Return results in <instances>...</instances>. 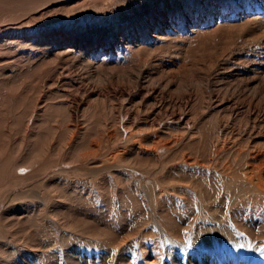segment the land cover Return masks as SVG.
<instances>
[{"label":"rangeland","instance_id":"obj_1","mask_svg":"<svg viewBox=\"0 0 264 264\" xmlns=\"http://www.w3.org/2000/svg\"><path fill=\"white\" fill-rule=\"evenodd\" d=\"M98 1L100 2L98 5L94 7L90 6L88 10L85 7H83L81 8V11H83L81 12V14H79L78 12L72 14L71 16L66 17L64 19L65 22L60 24L61 29L62 30L64 29V32H66V34L68 33L67 34L68 37H71L73 33H74L73 35H76L77 33L79 34V35L77 34L76 36L80 37L79 40L83 42L81 44L82 48L83 47L85 48V46L86 47L89 46L87 49L90 51L96 48L93 51V59L92 57L90 58L93 61L97 59L96 62L95 61L91 62L92 60L90 59H81V58L79 59L77 58V60H74L73 62L67 61L68 63H66V65H62L64 64L62 62L61 66H58L60 69L56 68L55 70L58 71L59 74L51 73L53 75L50 74L51 76L49 75V77H47V80L37 77V74H35L32 71L31 72L25 71L27 68H29L30 66L32 67L35 63H37V61L35 60V55L33 56V54L38 53V50L36 51V49L32 48V47L36 48V46H34L36 43H33L32 45L31 43L34 38L35 41H37L39 38V37H31L30 38L31 40L29 39L26 41L27 39L26 37L34 36L36 34L37 36H40V38L41 37L44 38V35L46 34L44 32L50 30V27H48L46 31H42L41 33H37V31L36 32L32 31L29 33L25 28L24 29L18 28L11 31V33L9 32V34L13 36L14 39L16 40L19 38L20 40L22 39L20 42L21 44L19 43L21 46L19 44L16 45L13 44L14 46L12 45L9 48L7 47L9 51L7 50V48H3L1 50V52H4L6 54L9 53L8 58L9 56L10 58L6 63L8 64L7 65L8 69L14 68V71L17 73V74L15 72L7 73V71H5L4 74L3 72L0 73V77H1L0 102L2 103V104L0 103V116H1L0 117V157H2L1 159H4L5 157L6 158L11 157L10 161H12L11 162L12 166L18 168L19 166L24 164V162L27 161L28 159L34 157H40V156L52 157L56 159L60 157L58 160L64 162H66L67 159H68L67 162L75 161L76 156L85 149L90 139L92 138L91 140H93L94 138L97 137L98 135L97 131L98 133L102 131V127H103L102 125L104 121H107L109 123L113 115L114 114L117 115V113L115 112H118L119 110H121V112L123 111L121 108L123 103L122 100H118V93L117 91L114 92L115 87L112 86L111 88L109 84V82L112 81L113 82L119 81L123 83L122 84L123 86L124 84H126L125 86H130L134 93V94L131 93L130 97H134L136 101H138L137 100L138 96L136 95L137 93L139 95L140 93L141 95H147L151 93L150 89L154 88L155 92L152 93L153 94L152 97L154 98L155 101L149 105L153 106L155 109L159 108L156 113V117H161L162 114V118H167V119L169 118L168 123L173 124L172 122H170V117L168 116V114L163 113V109H164L163 106L165 105L164 102L168 103L167 101H169L168 99H170V97L178 98L177 96H180L185 93V89L183 87L182 88L176 87L179 84L184 83V79L181 75L178 76L179 78L178 77L176 78L177 80L169 79L172 80L171 81L172 84H169V86L172 85L169 87V90L170 91L175 90L176 93L174 94V92H169V90L163 87V84L165 85L168 82L166 83L165 81L166 79L162 80L161 78L169 72V69L163 68L164 66L161 65V62L162 59L163 61H169L172 59V57L175 58L178 56L176 55V53L178 52L177 49L179 46L175 47V45H178V43L177 44H175L176 42L173 43L174 46L169 45L171 46L170 48H168L169 46H165V45L161 46L157 44L155 45V47L157 46V48H155L154 46H150V48L153 47V49L152 48L148 49L146 47L145 49L149 50L150 52L148 56L150 54L152 56L157 55L158 58L154 56L151 58L150 55L149 56L150 58L147 56L144 59L142 58L141 60L138 58L134 60L136 58L135 51H137L138 48L132 46L131 47L132 49L130 48L129 52L131 54L134 52L132 54L133 56H131L129 53L127 54L128 56L126 57L131 58V61L133 62L134 65L127 63L129 64L127 65L128 66L127 67L124 66L126 65L125 59L127 61L129 58L128 59L126 57L123 58L124 59L123 62L124 65H123V63L121 62L123 57L122 52L120 51L121 54L119 53V57L116 56L115 52H119V51L118 50L114 51V47H113L114 45L111 44L113 38H116L115 37L116 34L123 33L124 31L123 34L124 36H121L123 39L133 38L134 36L135 39L142 40L141 38L147 39L150 38L149 36L156 35L159 29L165 30L170 28V31H173L174 29L175 32H180L182 31V26L187 23H190L191 21H192L191 23H194L197 22V20L199 19H203V20L204 19L210 20V18L217 19L219 13L227 14L229 12L232 13V12H240V11L241 12L248 11L250 13L253 12V10L264 11V0H254V1L226 0V2L225 0L223 1L222 0H199V1L172 0V2H170V0H163V1L161 0H98ZM107 1L109 6L106 4ZM227 1L229 2L227 3ZM194 2L196 3L197 7L195 6ZM176 14L177 15L181 14V16H177ZM158 18L159 20H157ZM156 21L158 24L156 23ZM150 22L151 25L149 24ZM169 22L171 23L173 22V23L171 24ZM174 22H177L178 24L176 25V23ZM221 24L223 25L224 23L221 22ZM168 25H170L171 27H168ZM136 27H140V29ZM143 28H145L146 31ZM114 30H116L117 32ZM15 31L17 32L15 33ZM135 31H137L138 33ZM131 32L133 33L131 34ZM141 32L143 33L141 34ZM23 34L26 35L25 39L23 37ZM29 44L31 47L29 46ZM105 44H107L109 48ZM248 44H246L245 46L243 45L242 48H240L239 50L237 49V51H239L242 55L244 54L245 57L244 55L240 58H238V55L235 56V54H233V52L236 50L235 48V50L234 51L232 50V52L230 51L226 52V55H224L221 59V61L222 60L224 61L222 62L220 61L221 64H219L217 67H214L213 69H207V68H202L201 70L194 69L188 72L189 78L191 80H194V82L198 83L197 84L198 90L188 91L192 93V94L190 93L189 95L190 97H192L191 100L196 101L198 96V100H203L206 107L209 104H211L209 105L210 107L208 106L210 109L209 108L205 109L204 113L201 114L199 119L196 120L197 121L196 124L188 126L189 127L188 129H191L193 127L191 130L194 129L193 131H195L196 133L198 132L199 134H201L204 130H208L211 133L216 134L220 130L219 126H224L225 128H223V130L227 131L226 132L227 137L228 134L232 133L231 135H229L230 138L228 137V141H230L229 146L231 148L234 146L235 148L233 149L242 152L240 153L241 156L239 155L238 157V155H236L237 163L239 164L244 161V158L246 159L244 155L246 156L249 151H255L259 148L264 149V142L263 143L259 142L258 144H256L257 148L251 149L253 144L249 145L251 142L248 141L250 139L249 137H252L253 134L254 135L257 134V130L259 134H264V123H262V121L264 120V113H258V112L256 113V111L253 113L252 110H249L248 108L243 106L241 107V105L238 102H240L243 99V97H245L243 95L241 96L238 95L239 91L242 89L241 87L238 88L234 93L232 92L231 89L229 90L227 89V87L230 84H237L241 79H245L240 74L241 69L242 70H244L245 68L248 69L252 65V63H255L256 65H260L264 63V46H262L261 44L258 45H254L253 43H252L253 45H251L250 43ZM105 48L107 50L106 53L101 52V50ZM17 50L20 51L17 52ZM174 50L176 51V53L174 52ZM14 51L15 53H18V55H16ZM25 51L26 53H24ZM95 51L97 52L99 51V52L97 53ZM110 51H111L112 59L111 57H108L110 56V54H108V52ZM159 51L162 53V55L164 54L163 55L164 57L160 56L161 53ZM171 51L173 52V55ZM27 52L28 53L31 52V54H28L29 56L28 55L25 56ZM158 52L160 53V55L157 54ZM163 52H166V54ZM13 53L15 55H13ZM101 53H103L106 56V58L104 55H101ZM229 53L230 55H228ZM95 56L96 58L94 59ZM25 57H28L29 59L28 58L24 59ZM160 57L163 58L161 59ZM236 58H238V60H236ZM101 59L103 60L100 61ZM148 59L150 60V62L148 61ZM240 59H242V62L239 61ZM10 60L13 64L10 62ZM112 60L114 61V64ZM29 61L34 63H32V65H29L30 64ZM106 61L109 62L105 63ZM129 61L130 59L127 62ZM136 61L138 63L137 67L142 66L143 64L144 65L142 67L135 68ZM101 62L105 63V65ZM121 63L122 65H120ZM26 64L27 66H25ZM118 64H119V68L118 67L116 68ZM50 65L53 66V62L52 63L50 62L48 64V67H51ZM101 65H103V67ZM10 66H12V68H10ZM22 67L25 69H22ZM133 67L136 70H134ZM200 67L201 66H199V68ZM139 68H141L140 70H142V72H140ZM66 69L68 72L66 71ZM127 70H130V72ZM160 70L162 71V73ZM137 71L139 72L137 73ZM238 71L240 72L238 73ZM154 72L155 73L158 72V73L155 74ZM190 72L192 73L194 72L193 74L191 73L192 76ZM94 73L96 74V76H98L97 78L96 76L94 77ZM117 73H121V75H118ZM9 74L13 76H10ZM113 74L115 77L117 76L116 78L118 79H116L113 76ZM128 74L129 76L127 78L126 76ZM122 75H124L126 78ZM110 76L113 78H111ZM20 78L22 81L20 80ZM57 78H59V80L61 81H58L56 83L55 80ZM63 78L68 80H63ZM154 78L156 79V81L154 80ZM127 79L129 80L126 81ZM14 80L15 81L17 80L19 84L17 82H16L17 84H15ZM89 81L91 83H88ZM173 81H176L179 84L177 83L176 85V83L174 84ZM101 82L103 83L101 84ZM149 82H152L153 84L151 83L152 84L151 85L149 84ZM157 82L159 83V85L158 87H155ZM7 83L8 85L9 84L10 85L8 86ZM105 83L107 84L108 87L105 85ZM45 84H47V86H45ZM70 86H73L71 88H74L75 86L77 91L75 90V88L72 90ZM82 86L85 90L82 88ZM140 86L143 88L142 91H140L139 93L138 87ZM28 87L30 88L28 89ZM159 87L162 88L160 89ZM173 87L176 88L173 89ZM99 88L100 90L102 89L101 92L103 91L104 95L106 94L105 104L101 101L96 103L88 97L89 92L94 91V89L95 91L96 89L97 91H100ZM119 88H123V87H119ZM27 89L30 92H27L28 91ZM11 90H16L14 91L16 93L15 100L16 101L18 99L19 100L18 103L16 102L18 105L16 104L15 105L16 107L14 108L12 107L10 109L7 108L5 103L3 102H5L6 100L4 101V99H6V97H8L11 94ZM226 90H228L227 91L228 94L225 93ZM62 91L64 93H62ZM75 91L76 93H74ZM78 92L82 93V95L79 94ZM108 92L110 93V95H115V96H111L112 97L111 98ZM108 95L109 98L107 97ZM110 98L112 99V101L110 100ZM246 98H249V96L248 97L246 96ZM222 99L224 100L226 99L225 100L226 102L228 101V103H226L227 106L226 108L228 109V111L229 110L232 111L235 110V112L237 111V116H239L237 117L238 121L236 120L233 121L232 124L231 122L226 124V121L228 120V116L226 118V115H228L226 114L228 112L227 109L225 111L217 112L218 111L217 107L212 106V104L217 103L218 100L219 102H221ZM80 101L83 102V105L81 106L78 105ZM261 101H264V96L261 97ZM149 107L150 106H148V108ZM108 110L110 111V114ZM129 110H131V107H129ZM99 112L102 114L103 117L100 115ZM256 115L257 116L261 115V116L258 118V121H256L255 124H253L254 123L253 117H257ZM139 116L142 117V115L140 114ZM220 117H222L223 119ZM239 120L241 123L239 122ZM247 120L250 123H248ZM122 121L123 119H121V122ZM135 122L136 119H134V123ZM100 124L102 127L99 126ZM67 126L68 128L70 126L71 127L68 129ZM245 128L246 129L249 128V130H246ZM250 128H252V130ZM234 131L236 135H234ZM199 134L193 136L197 137L199 136ZM237 134L239 136H237ZM241 134L244 135L242 136ZM237 139L240 141V143H242L241 145H239L238 143L239 141ZM242 139H244V141ZM56 142L58 143L57 146H56L57 144ZM50 143L51 146L49 145ZM235 144L236 145L238 144V146L236 147ZM259 145L261 146L259 147ZM58 147L60 148L58 149ZM50 149L51 150L53 149L54 151L52 150L49 153ZM63 149H65V151H63ZM57 150L59 152H57ZM54 152L56 156L52 155L54 154ZM76 166H78L76 165V163L74 165L71 164L68 167V169H70L71 167L73 171L71 170V172L66 173L67 175L65 173L64 174L59 173L58 169L60 166L57 167L53 166L56 168L52 167L48 169L47 173H45L43 176L41 175V177L39 178L41 180L36 178V179H32L31 182L30 180L27 181L28 183L24 181L25 183L23 182L11 189H8L6 181H4L5 184L3 183V181L0 183V263L1 264H6V263L7 264L8 263L9 264H19V263L21 264L22 263H26V264L27 263L28 264H148L149 256L147 258L144 255L142 256V254H144L143 253L144 248H148V247L151 248L153 246H156V244H157V247L155 248L156 253L154 252L152 253V255L155 254L153 256L158 257L159 259L156 261L155 264H167L169 261L172 262L174 259H178V258L184 261L188 260V258H192L193 260L197 261V260H201L202 257H204L209 253L211 254L219 253V255L221 256H237L240 259L243 258L250 260L251 263L253 264L264 263V200L257 199L253 195L252 196L249 194L244 195L243 191L237 193L234 192L229 193L226 191L228 190L227 186H224V188H222L223 186H221L222 185L221 180H219L217 177L215 178L214 176L212 177L211 175L202 174L200 172H197V170H195L194 168V169L183 170L184 172L181 173L180 176L185 175L191 178L193 183L199 184V187H197L196 189L192 187V189L189 188L190 190L188 191L185 190V192H183L186 194V196H188L187 197L188 200L187 198L186 200L191 203L195 215L194 213L191 214V213H180V212L178 214L179 207L175 208L174 211L172 207H170V205H166V207L164 205V209L167 208L166 210L168 211L173 210V213L168 212V214L170 213L168 216L161 217V215L155 213L157 211H155V206L152 202L147 201V203H145L144 209L133 210L134 207L132 205V201H133L132 198L135 199L133 194L137 183H139V185L142 187L147 185L146 178L144 176H141L138 172L129 174L118 171L119 173L117 175L116 174L117 172L116 173L113 172V174L112 173L110 174L109 171H106L102 175L100 174L99 175L100 177H98V175L95 177L91 175L92 178L91 180L90 175L86 169H85L86 171L85 170L81 171V169L80 170L75 169ZM75 170L79 172H74ZM17 172L20 174L26 173L27 169L19 170ZM85 176L86 178H84ZM223 185L225 184L223 183ZM200 186L202 188L204 187L205 189L207 188L206 190H208L210 194L214 195L213 198L218 199V203L214 205V206H218L217 207L218 209H217L216 217L213 218V220L205 219L204 217L203 218L197 217L196 215L197 210L195 208V203L200 201V197L198 198L195 197L199 196L198 191L200 189ZM48 189L49 191H47ZM36 192L38 193L42 192L41 194L40 193L38 194V196L40 197L36 196L37 195ZM143 193L147 196L149 194V191L146 189L145 192ZM227 196H229V198ZM145 199L147 198L145 197ZM115 210L116 212L117 211L122 212L123 210L124 214L127 211L129 212H127V214H125L124 216L122 214L120 221V218L115 216ZM76 213L88 219L92 217V219L94 218L96 222L98 221L103 222L105 219V217L103 219V216L110 215V217L108 218V222L104 221V225L111 230L110 237L109 235H107L101 239H95L92 241V239L89 240V238H86L85 235L83 236L81 234L82 232L80 233L78 231H74L73 229L71 230L69 228V225H67V223L69 222L68 216L70 214H76ZM158 215L160 219L158 218ZM137 224L139 225L141 224L142 226H138ZM201 224H206V226L209 227L218 225V227L221 230H226L228 234L219 233L217 235L215 234V232L213 233V235H207L206 233H204L203 235L198 234L197 227H200ZM158 228H160L159 235L157 234L156 236V234L152 233L151 235H149V237H147L148 234L146 233H149V231L152 229H158ZM132 229H142V230L145 229L146 230L145 234L141 235L144 237L141 238L140 236H135V235L133 236V234L130 233V230ZM85 230L86 229L81 228L80 231H83V233L84 232L87 233L88 231ZM113 238H115L116 240ZM123 238L127 239V245H126L127 249L125 250V248L121 247L116 251H113L112 246L115 243V241L117 240L119 241L120 239L123 240ZM108 239L109 241L111 240L110 243L112 246H110L109 243L107 244ZM141 239L142 241L141 244L139 245V241ZM133 244L136 245L135 251L131 249V246ZM108 248H110L111 250L109 249L110 250L109 251ZM158 250L161 252V255L163 254V256L159 255L160 252H158ZM168 250H170L171 252L170 253L171 256L169 255L170 257L166 255V253H168ZM154 257L151 256L149 259H153Z\"/></svg>","mask_w":264,"mask_h":264},{"label":"bare ground","instance_id":"obj_2","mask_svg":"<svg viewBox=\"0 0 264 264\" xmlns=\"http://www.w3.org/2000/svg\"><path fill=\"white\" fill-rule=\"evenodd\" d=\"M161 1H163V0H161ZM170 2H172V0H170ZM207 2H209V1H207ZM225 2H226V0H225ZM228 2L229 1H227V3ZM99 3L100 2L98 0H0V73L3 72V74H4L5 71H7V73L15 72L14 68H12V66H10V68H12L13 70L8 69V66H7L8 64H6L10 58V56L8 58L9 53L6 54L4 52H1V50L3 48H7V47L9 48L13 44L14 45L19 44L21 42L22 39L20 40V38H19L16 40V39H14L13 36H11L9 34V32L11 33V31L18 29V28H23V29L25 28L27 30V32H29V33L32 31H35V32L37 31V33H41L42 31H46L47 28L50 27V30H47L46 32H44V33H46L44 35V38L43 37L40 38V36H37L36 34L34 36L26 37L27 38L26 41L29 40L31 37H39V38L37 41H35V38H34L32 43H31V45L33 43H36L34 45V46H36V48H34V47H32V48L36 49V51L38 50V53H36V54L32 53V54H33V56L35 55V60L37 61V63H35L32 67L30 66L25 71H27V72L32 71L35 74H37V77H39L41 79L47 80V77H49V75L51 73L59 74L58 71H55V70H56V68L60 69L58 66H61L62 62L64 63L62 65H66V63H68L67 61L73 62L74 60H77V58L78 59L79 58L90 59L92 57V59H93V51L96 48L94 50H91V51L87 49L89 46L88 47L85 46V48L84 47L82 48L81 44L83 42H81L79 40L80 37L76 36L78 33L76 35H73L74 34L73 33L71 37H68L67 36L68 33L66 34V32H64V29L63 30L61 29L60 24L65 22L64 19L66 17L71 16L72 14H75L77 12L79 14H81V12H83V11H81V8L85 7L88 10V8L90 6L94 7V6L98 5ZM129 3H130V1H129ZM202 3H204V2H202ZM106 4L109 6L108 1ZM211 4H213V3H211ZM195 6H196V3H195ZM160 7H162V6H160ZM150 10H152V9H150ZM196 11H197V9H196ZM168 12H171V11H168ZM211 12H213V11H211ZM170 14H172V13H170ZM218 15L219 16L217 19H211V18H210V20L199 19V20H197V22H194V23H191L192 21L190 23H187V21H186L187 24L182 26V31H180V32H175L174 29H173L174 32L170 31V28H168L169 30L168 29H165V30L159 29V31L156 33V35L149 36L150 38H147V39L141 38L143 41L139 40V39H135L134 36H133V38H124L123 39L121 36H124L123 35L124 31H123V33L116 34V36H115L116 38H113V40L111 39L112 40L111 44L114 45L113 46L114 51L115 50L119 51V52H115V55L119 57L120 51L123 54V57H122L123 61L121 60L122 63L124 62L123 58L128 56L127 54L130 53L129 51H130V48L132 46H135L136 48H138V50L135 51L136 52V56H135L136 58L134 57L135 58L134 60H136L137 58L141 60L142 58L144 59L145 57H147L148 54L150 53L149 50L145 49L146 47L149 49L150 46L155 47L156 44L161 45V46H164V45L169 46V45H173V43H175V42H176L175 44L178 43V45H175V47L179 46L178 47L179 50L177 49L178 52L176 53V51L174 50V52L178 56L175 58L172 57V59L170 57L171 60H169V61H163L162 58L164 57L163 56L164 54L162 55V53L160 51L159 52L161 53V55L159 52L157 53L158 55L163 56L162 58L160 57L162 59V62L160 61L161 65L164 66L163 68L169 69V72L165 76L161 77L162 80L166 79L165 80L166 83L168 82L165 85L162 83L163 87H165L167 90H169V87L172 86V85L169 86V84H172L171 83L172 80H169V79L174 80L179 75H181L184 79V83H182V84H179L176 81H173V83L174 84L176 83V85H177V83L179 84L178 86H176L177 88L183 87L185 89V93L180 95V96H177L178 98L170 97V99H168L170 102L169 101H167L168 103L164 102L165 105L163 106V108H164L163 113L168 114V116L170 117V122H172L173 124L168 123L169 118L168 119L162 118V114H161V117H156V113H157L159 108L155 109L153 106L149 105L155 101L154 98L152 97V95H153L152 93L155 92L154 88L150 89V92H151L150 94L141 95L140 91H142L143 87H141V86L138 87L140 95L138 93L136 94L138 96L137 97L138 101H136L134 99V97H130L131 93H133V90L130 86H125L126 84H124V86H123L122 82H119V81L113 82L111 80L112 82H109V84H110L111 88H112V86L115 87L114 92L117 91L118 100H122L123 103H122L121 108L123 111L121 112V110H119L118 112H115V113H117V115L114 114L111 121L109 120L110 121L109 123L107 121H104V123L101 121L103 123V125H102L103 127L101 126V124L99 126L102 127V131L99 133L97 131V134H98L97 137L96 138L93 137L94 138L93 140H91L92 138L90 139V141L88 142L85 149L76 156L75 161L67 162L68 161V159H67V161L64 162V161L58 160L60 157L56 159V158H52V157H46V156L41 157L40 156V157L30 158L27 161H25L24 164H22L21 166L18 165L19 167L16 168L15 166L11 165V162H12V161H10L11 157H9V158L5 157L4 159H1L2 157H0V183L2 181H3V183H4V181H6L8 189H11V188L23 183L24 181L27 182L30 180V182H31L32 179H36V178L39 179L41 177V175L43 176L45 173H47V170L52 168L53 166H56V167L60 166L58 169L60 174L69 173V172H71L72 168L70 167V169H68V167L71 164L74 165L75 163H76V165H78V166H76L75 169H79V170L81 169V171L86 169L90 175V178H91V175L94 177L98 175V177H100L99 175L100 174L102 175L106 171H109L110 174L111 173L113 174V172H115V173L117 172L116 173L117 175L119 172H125V173H129V174L138 172L141 176H144L146 178L147 185L142 187L139 185V183H137L136 188L134 189V194H133L135 199L132 198V200H133L132 205L134 207L133 210L144 209L145 203H147V201H148V202H152L154 204L155 211H157L155 213L161 215V217L168 216L171 212L173 213V210L175 208H178V207H179L178 214L180 212V213H191V214L194 213V215H195V212L192 209L191 203L189 201H187L188 196H186V194L183 192H185V190H187V191L190 190L189 188L192 189V187L196 189L197 187H199V184L193 183L192 179L185 176V175L180 176V174L184 172L183 170L195 168V170H197V172H200V173L205 174V175H211L212 177L214 176L215 178L217 177L219 180H221V184H222L221 186H223L222 188H224V186H227L228 190H226V191L229 193H233V192L237 193V192L243 191L244 195L249 194L251 196L252 195L255 196L257 199L264 200V149L259 148L255 151H249L246 156L244 155V157H246V159L244 158V161L242 160L243 162L239 164V163H237V156L236 155H238V157H239V155L241 156L240 153H242V152H240L239 150L233 149V148H235L234 146L232 148L229 146L230 141H228V137L230 138L229 135H231L232 133L228 134V137H227V133H226L227 131L223 130V128H225L224 126H219L220 130L219 131L217 130L218 132L216 134L211 133L208 130H204L201 134H199L198 132L196 133L195 131H193L194 129L191 130L193 127L191 129H188L189 128L188 126L196 124V122H197L196 120L199 119L201 114L204 113V110L209 108L210 107L209 105H211V104H209L208 105L209 107L208 106L206 107L203 100H198V96H197L196 101L191 100L192 97L189 96L191 92H188V91L189 90H191V91L198 90V85H197L198 83L194 82V80H191L189 78L188 72L190 70H194V69L195 70H201L202 68L213 69L214 67H217L219 64H221L220 61H221L222 57L224 55H226V52L227 51L232 52V50L234 51L235 48H236V50L233 52V54H235V56L238 55V58H240L244 54L242 55L239 51H237V49L239 50L240 48H242L243 45L245 46L248 43H250L251 45L261 44L262 46H264V11L263 10H260V11H258V10L254 11L253 10V12H250V13L248 11H245V12L240 11V12H232V13L229 12L227 14L219 13ZM177 16H181V14L180 15L178 14ZM166 18H168V17H166ZM157 20H159V18ZM182 21H183V19H182ZM221 22H223L224 24L222 25ZM156 23H157V21H156ZM169 23H171V22H169ZM174 23H176V25L178 24L177 22H174ZM149 24L151 25V22ZM145 26H147V25H145ZM140 27H136V28L140 29ZM168 27H171V26L168 25ZM172 27H173V25H172ZM65 28H66V26H65ZM145 28H143V29L145 30ZM116 30H114V31H116ZM16 32L17 31H15V33ZM135 32H137V31H135ZM132 33L133 32H131V34ZM142 33L143 32H141V34ZM153 33H151V34H153ZM25 36L26 35L23 34L24 39H25ZM23 41H25V40H23ZM19 45H18V47H19ZM105 45H107V44H105ZM29 46H30V44H29ZM107 47H108V45H107ZM170 47L171 46H169L168 48H170ZM248 47H249V44H248ZM8 48H7V50L9 51ZM151 48L153 49V47H151ZM155 48H157V46ZM14 49H15V47H14ZM16 49H17V47H16ZM99 50H100V48H99ZM159 50H160V48H159ZM166 50H169V49H166ZM18 51H20V50H17V52ZM106 51H107L106 48L101 50V52H104V53H106ZM11 52H10V54H11ZM95 52H97V51H95ZM14 53H15V51H14ZM14 53H13V55H15V54L18 55V53H15V54ZM24 53H26V51ZM163 53L166 54V52H163ZM28 54H31V52H29V53L27 52V54H25V56ZM108 54H110V56H108V57H111V59H112L111 51L108 52ZM132 54L130 53L131 56H133ZM96 55H98V54H96ZM101 55H104V54L101 53ZM172 55H173V52H172ZM228 55H230V53ZM100 56H99V59H100ZM120 56H122V55H120ZM153 56L151 55V58ZM154 57L158 58L157 55ZM244 57H245V55H244ZM17 58H19V57H17ZM26 58H28V57H25L24 59H26ZM95 58H96V56L94 57V59ZM105 58H106V56H105ZM238 58H236V60H238ZM92 59H90V60H92ZM103 59H101L100 61H102ZM116 59H117V57H116ZM129 59L131 61V58H129ZM96 60H94V61L96 62ZM152 60H154V59H152ZM22 61H24V60H22ZM94 61L92 60L91 62H94ZM127 61L125 59L126 65H124V63H123L124 66H127L129 64H133L132 61L131 62L130 61L127 62ZM148 61L150 62L149 59H148ZM155 61H157V60H155ZM222 61H224V60H222ZM239 61L242 62V59H240ZM10 62H11V60H10ZM50 62L51 63L53 62V66L50 65L51 67H48V64ZM108 62L109 61H106L105 63H108ZM32 63H34V62H30L29 65H32ZM101 63H103V62H101ZM105 63H103V64L105 65ZM122 63L120 65H122ZM127 63H129V64H127ZM113 64H114V61H113ZM137 64L138 63L136 61L135 68L137 67ZM153 64H154V61H153ZM14 65H16V64H14ZM25 66H27V64ZM81 66H84V65H81ZM101 66L103 67V65H101ZM142 66H138V67H142ZM199 66H201V67L199 68ZM13 67H15V66H13ZM104 67H106V66H104ZM117 67L119 68V64H118V66H116V68ZM131 67H132V65H131ZM131 67H129V68H131ZM135 68H134V70H136ZM16 69H18V68H16ZM22 69H25V68L22 67ZM67 69H66V71H67ZM140 69L141 68H139V70ZM239 70H240V68H239ZM127 71L130 72V70H127ZM90 72H92V71H90ZM138 72L139 71H137V73ZM140 72H142V70H140ZM239 72L240 71H238V73ZM18 73H19V71H18ZM84 73H86V72H84ZM112 73H113V70H112ZM112 73H111V75H112ZM157 73H155V74H157ZM161 73H162V71H161ZM191 73L192 72H190V74ZM117 74L121 75V73H117ZM192 74H191V76H192ZM240 74L245 79H241L237 84H230L227 87V89L228 90L231 89L232 92L234 93V92H236V90L238 88L241 87L242 89L239 91L238 95L245 96V97H243V99L240 102H238L241 105V107L242 106L246 107L249 110H252L253 113L255 111H256V113L257 112L258 113H264V101H261V97L264 96V63L260 64V65H256L255 63H252V65L248 69H246V68L244 70L241 69ZM51 75H53V74H51ZM10 76H13V75H10ZM95 76H96V74L94 73V77ZM113 76H114V74H113ZM122 76H124V75H122ZM122 76H120V77H122ZM128 76H129V74L126 77L128 78ZM97 77L98 76H96V78ZM52 78H54V77H52ZM111 78H113V77H111ZM116 79H118V78H116ZM120 79H122V78H120ZM20 80H21V78H20ZM63 80H68V79L63 78ZM106 80H107V77H106ZM128 80L129 79H127L126 81H128ZM154 80L156 81L155 78H154ZM154 80H153V82H154ZM53 81H54V79H53ZM58 81H61V80H59V78H57L55 80V82L57 83ZM13 82H12V84H13ZM16 82H17V80L14 83L17 84L18 82L17 83ZM158 82L156 83L155 87H158V85H159ZM76 83H78V82H76ZM88 83H91V82L89 81ZM102 83L103 82H101V84ZM151 83L152 82H149V84H151ZM160 83H161V81H160ZM99 84H100V82H99ZM7 85H8V83H7ZM105 85L107 86L106 83H105ZM45 86H47V84H45ZM60 86H61V84H60ZM89 86H90V84H89ZM22 87H24V86H22ZM71 87H73V86H70V88ZM119 87H123V88H119ZM176 87H173V89ZM29 88L30 87H28V89ZM38 88H40V87H38ZM74 88H75V86H74ZM74 88H71V89L73 90ZM82 88H83V86H82ZM75 90H76V88H75ZM99 90H100V88H99ZM101 90L97 91V89H96V91H95V89H94V91L89 92L88 97L96 103L101 101L105 104L106 103V99H105L106 94L104 95L103 91L101 92ZM217 90H219V89H217ZM228 90H226V92L225 91L224 92L227 93ZM14 91H16V90H11V94L8 97H6V99L3 98L4 101L6 100L3 103H5L6 107L10 108V109L12 107L13 108L16 107L15 105L18 103V100H19V99L17 101L15 100V94L16 93ZM76 91L74 93H76ZM27 92H30V91L28 90ZM169 92H174V94L176 93L175 90H173V91L169 90ZM62 93H64V92L62 91ZM79 94L82 95V93H79ZM109 95H110V93H109ZM109 95L107 96L108 98H109ZM111 96H115V95H110V97ZM246 96L247 97L249 96V98H246ZM111 98H110V100L112 101ZM119 98H121V99H119ZM226 98H227V96H226ZM225 100L222 99L221 102H219V100H218L217 103L212 104V106L217 107V109H218L217 112L225 111L227 109L226 103H228V101L226 102ZM111 101H110V103H111ZM90 103H91V101H90ZM78 105L79 106L83 105V102L80 101ZM148 106H150V107L148 108ZM158 106H159V104H158ZM160 106H161V104H160ZM229 106H230V104H229ZM129 107H131V110H129ZM109 108H111V107H109ZM231 108H233V107H231ZM227 111H228V109H227ZM211 113H213V112H211ZM109 114H110V111H109ZM139 114L142 115V117H140ZM226 114H228V115H226V118L228 116V120L226 121V124H228L229 122H231V124H232L233 121H236V120L238 121L237 117H239V116H237V111L235 112V110L234 111L229 110ZM70 115H72V114H70ZM100 115L102 116L101 113H100ZM238 115H240V114H238ZM260 116L253 117L254 118L253 124H255V122L258 121V118ZM222 117H220V118H222ZM253 118H252V120H253ZM104 119H106V118H104ZM121 119H123L122 122H121ZM134 119H136L137 123L136 122L134 123ZM28 121H29V119H28ZM89 121H90V119H89ZM239 122H240V120H239ZM234 123H233V125H234ZM248 123H250V122L248 121ZM259 123H260V120H259ZM262 123H264V120L262 121ZM32 124H34V123H32ZM161 124H163V125H161ZM256 124H258V123H256ZM233 125H231V126H233ZM242 125H244V124H242ZM226 126H228V125H226ZM67 128H68V126H67ZM82 129H83V127H82ZM120 129H121V131H120ZM250 129L252 130V128H250ZM95 130H96V128H95ZM246 130H249V128H247ZM196 134H199V136L194 137L193 135H196ZM234 135H236L235 131H234ZM237 136H239V135L237 134ZM231 138H232V136H231ZM249 138L250 139L248 141L251 142V143L249 142L250 143L249 145L253 144L251 149L257 148L256 144H258L259 142L260 143L264 142V134H259L258 130H257V134H255V135L253 134V136L249 137ZM229 140H232V139H229ZM242 140L244 141V139H242ZM242 140H241V142H242ZM40 141H41V138H40ZM57 142H59V141H57ZM238 143H239V145L242 144V143H240V141ZM54 144H55V142H54ZM49 145L51 146V143ZM57 145H58V143L56 144V146ZM237 146H238V144L236 145V147ZM260 146L261 145H259V147ZM59 148L60 147H58V149ZM66 148H67V146H66ZM65 149H63V151H65ZM52 150L50 149L49 153ZM63 151H61V152H63ZM57 152H59V151L57 150ZM52 155H55V152ZM57 155H58V153H57ZM71 155H72V153H71ZM62 158H63V156H62ZM62 165H64V166H62ZM56 167H53V168H56ZM25 169H27L26 173L20 174L17 172L19 170H25ZM74 172H79V171L75 170ZM84 178H86V176ZM4 179H6V180H4ZM39 180H41V179H39ZM91 180H92V178H91ZM36 182H37V180H36ZM87 182H89V181H87ZM100 182H101V180H100ZM222 182L225 185H223ZM194 185H196V186H194ZM203 188L200 186V189L198 191L199 196H197V195H196L197 197L194 196L195 198L200 197V201L195 203V208L197 210L196 215H197V217H202V218L204 217L205 219L213 220V218H215L216 214H217V209H218L217 207L218 206H214V205H216V203H218V199L213 198L214 195L210 194V192L208 190H206L207 188L206 189L205 188L203 189ZM146 189L149 191V194L147 196L143 193V192H145ZM47 191H49V189ZM191 191H193V190H191ZM4 193H5V190H4ZM39 193L36 192V194H37L36 196H38ZM3 197H4V195H3ZM38 197H40V196H38ZM145 197L147 199H145ZM227 197L229 198V196H227ZM186 198H187V200H186ZM38 199H40V198H38ZM249 202H250V199H249ZM164 205H165V207H166V205H170V207H172L173 210L168 211V210H166L167 208L164 209ZM168 209H170V208H168ZM129 210H130V208H129ZM123 212H124L123 210H122V212L121 211L116 212V210H115V216L119 217L120 221H121L122 214L124 216L129 211H127L125 214ZM168 212H170V213L168 214ZM102 215H104V214H102ZM159 215H158V218H159ZM104 217L106 220L104 219ZM109 217H110V215H107V216L104 215L103 216L104 221L108 222ZM68 218H69V222L67 223V225H69V228L71 230L73 229L74 231H78L80 233L82 232L81 234L83 236L85 235V237L89 238V240L92 239V241H93L95 239H101L107 235H109V237H110V234H111L110 231L111 230L104 225V221L103 222L102 221L96 222L94 220V218L92 219V217H91L90 219H88V218L82 217L78 213L70 214L68 216ZM101 219H102V217H101ZM107 222H105V223H107ZM137 225L142 226L141 224L140 225L137 224ZM81 228L86 229L88 232L83 233V231H80ZM197 228H198L197 233L201 234V235H203L204 233H206L207 235H213L214 232L217 235L219 233H223V234L227 233L226 230H221L218 227V225L209 227V226H206V224H201V226L197 227ZM159 229L160 228L150 230L149 233H146V234H148L147 237H149V235H151L152 233L156 234V236H157V234L159 235V231H160ZM146 230H147V228H146ZM146 230L145 229H143V230L142 229H132V230H130V233H132L133 236L135 235V236H140L141 238H143L144 236H141V235L145 234ZM165 231H167V230H165ZM165 234H167V233H165ZM115 238H116V236H115ZM115 238H113V239H115ZM108 241H109V239H108ZM108 241H107V244L109 243L110 246H112L110 243L111 240L109 242ZM141 241H142V239L139 241V245L141 244ZM126 245H127V239L123 238V240L120 239L119 241L118 240L115 241V243L112 246V249H113V251H116L117 249L122 247V248H125V250H126L127 249ZM156 247H157V244H156V246H153L151 248H149V247L144 248V251H143L144 254H142V256L144 255V256H146V258L148 256H149V258L151 256L154 257L153 255H155V254L152 255V253L155 252ZM109 249L110 248H108V250ZM131 249L135 251L136 245L133 244L131 246ZM158 252H160V251L158 250ZM105 253H107V252H105ZM170 253H171L170 250H168V253H166V255L169 256ZM159 255H161V252L159 253ZM161 256H163V254ZM164 257H165V255H164ZM149 258H148V264H155L156 261L159 259L158 257H154L153 259H149ZM19 264H21V263H19ZM22 264H26V263H22ZM167 264H253V263H251L250 260L243 259V258L240 259L237 256H221V255H219V253L218 254L209 253V254L205 255L204 257H202L201 260L196 261V260H193L192 258H188V260L184 261V260H180V258H178V259H174L172 262L169 261ZM259 264H262V263H259Z\"/></svg>","mask_w":264,"mask_h":264}]
</instances>
